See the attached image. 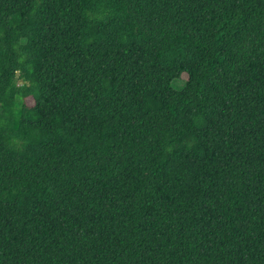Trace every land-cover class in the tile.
<instances>
[{"label":"trees","instance_id":"16d2710c","mask_svg":"<svg viewBox=\"0 0 264 264\" xmlns=\"http://www.w3.org/2000/svg\"><path fill=\"white\" fill-rule=\"evenodd\" d=\"M0 264H264V0H0Z\"/></svg>","mask_w":264,"mask_h":264},{"label":"rangeland","instance_id":"374dc122","mask_svg":"<svg viewBox=\"0 0 264 264\" xmlns=\"http://www.w3.org/2000/svg\"><path fill=\"white\" fill-rule=\"evenodd\" d=\"M172 84H173V86H175V85H176V86H179V85L182 84V81H180V80H177L176 82L173 81Z\"/></svg>","mask_w":264,"mask_h":264}]
</instances>
